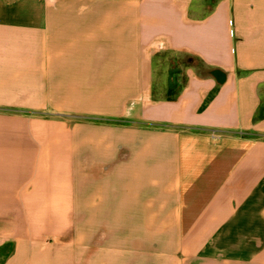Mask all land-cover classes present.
I'll return each mask as SVG.
<instances>
[{
    "label": "crops",
    "instance_id": "crops-1",
    "mask_svg": "<svg viewBox=\"0 0 264 264\" xmlns=\"http://www.w3.org/2000/svg\"><path fill=\"white\" fill-rule=\"evenodd\" d=\"M261 108L264 0H0V264H264Z\"/></svg>",
    "mask_w": 264,
    "mask_h": 264
},
{
    "label": "trees",
    "instance_id": "trees-1",
    "mask_svg": "<svg viewBox=\"0 0 264 264\" xmlns=\"http://www.w3.org/2000/svg\"><path fill=\"white\" fill-rule=\"evenodd\" d=\"M154 97L155 99H160L161 93H159L158 91L154 92ZM177 97V92L174 88V86H171V88L168 90L167 95L165 96L166 100H175ZM258 118L259 119H263L264 118V108H261V110L258 113Z\"/></svg>",
    "mask_w": 264,
    "mask_h": 264
},
{
    "label": "rangeland",
    "instance_id": "rangeland-1",
    "mask_svg": "<svg viewBox=\"0 0 264 264\" xmlns=\"http://www.w3.org/2000/svg\"><path fill=\"white\" fill-rule=\"evenodd\" d=\"M169 59L167 60V64H169L170 66H172V67H174V66H176V63H173V61H171V55H169L168 54V56H167ZM172 60H174V59H172ZM169 61H171L170 63H169ZM183 64V65H182ZM184 64H185V62H182V61H180L179 63H178V66H179V68L180 69H182V67L181 66H183L184 67ZM174 248V247H173ZM166 248H164V250H165ZM167 249H171V247H168ZM175 258V257H174ZM166 260H169V264H170V259H166ZM172 260H174V259H172ZM165 261V260H164Z\"/></svg>",
    "mask_w": 264,
    "mask_h": 264
}]
</instances>
